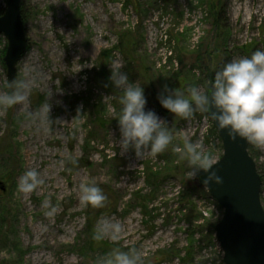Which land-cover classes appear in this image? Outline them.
I'll return each instance as SVG.
<instances>
[{"label":"rangeland","instance_id":"374dc122","mask_svg":"<svg viewBox=\"0 0 264 264\" xmlns=\"http://www.w3.org/2000/svg\"><path fill=\"white\" fill-rule=\"evenodd\" d=\"M6 6L0 0V10ZM21 6L28 47L13 81L28 87L25 101L0 106V264H98L113 248L138 252L142 264H225L215 235L224 209L198 180L187 179L190 166L175 151L187 138L213 164L222 140L208 113L194 107L191 117L180 118L157 95L164 85L186 96L190 86L206 92L202 68L210 58L215 71L264 50V0H22ZM7 47L0 34V95L12 91ZM112 65L129 84L140 86L147 76L146 108L169 123L174 139L155 157L122 153L113 119L122 88L109 80ZM249 149L262 176L264 208V147ZM33 169L41 182L20 192L19 178ZM82 184L108 187L115 203L106 211L85 205ZM88 210L98 212L92 224ZM208 220L215 222L212 235ZM105 221L120 225L118 241L93 239Z\"/></svg>","mask_w":264,"mask_h":264},{"label":"clouds","instance_id":"9594fccd","mask_svg":"<svg viewBox=\"0 0 264 264\" xmlns=\"http://www.w3.org/2000/svg\"><path fill=\"white\" fill-rule=\"evenodd\" d=\"M109 80L114 88H122L119 104L122 106L113 119L118 123L120 147L122 153L133 150L137 158L155 157L164 152L174 137L169 123L154 110L147 109V97L142 86L128 83L126 73L118 65L110 66ZM12 91L0 95V106L12 107L26 100L27 83L13 81ZM160 105L169 113L187 119L193 115L194 107L209 113L219 129L236 140L238 137L258 147H264V50H255L250 56L242 57L224 64L215 72L208 90L201 92L196 86L188 88V95L178 89L164 85L158 93ZM50 111V109H49ZM79 111V109H78ZM182 160L186 159L190 171L187 179H201L204 185L223 184L217 170L213 169L210 154L204 152L198 144L184 139L183 148H176ZM38 172L26 171L18 181V190L31 192L41 182ZM81 200L85 205L103 207L107 197L102 189L95 185H81ZM55 212L53 208L47 215ZM121 227L118 223L102 222L93 231V239L105 238L113 242L120 238ZM98 264H142L141 255L134 250L125 252L113 248Z\"/></svg>","mask_w":264,"mask_h":264},{"label":"water","instance_id":"95a60500","mask_svg":"<svg viewBox=\"0 0 264 264\" xmlns=\"http://www.w3.org/2000/svg\"><path fill=\"white\" fill-rule=\"evenodd\" d=\"M6 3V9L0 15V34L8 39L5 62L8 79L13 81L16 64L26 52L28 40L22 17V0H6ZM212 121L223 144L222 156L212 165L224 182L204 185L201 180L206 173H201V179L197 180L224 208V214L215 226L223 261L225 264H264L262 179L249 152L250 143L239 137L230 139L226 131L217 127L213 118Z\"/></svg>","mask_w":264,"mask_h":264},{"label":"trees","instance_id":"16d2710c","mask_svg":"<svg viewBox=\"0 0 264 264\" xmlns=\"http://www.w3.org/2000/svg\"><path fill=\"white\" fill-rule=\"evenodd\" d=\"M3 12H4V10H0V15L3 14ZM214 21H218L219 22V16H217ZM130 51H132V52L135 51L134 47L133 48H130ZM199 56H200V58L204 57V53H201V54L199 53ZM134 57H136V56H134ZM209 61H210V64L209 63L208 64L207 63L206 64L204 63V69L202 68L203 73H205V78L204 79L207 82L212 81L214 79L215 72L219 70V68L217 70H215V71L212 69V64H213L212 58H210ZM180 62H181V60H180ZM182 64H183V62H182ZM146 78H147V76H145L144 78L141 79V85H140L145 90V96H146V92H147L148 86H149V84L146 81ZM203 113H206V112H203ZM96 116L99 118V115H96ZM99 187L102 189L103 193L107 197V200L105 201L103 207H99L97 209H98V211H106V210L109 209V207L112 204L115 203L116 200L112 196V193L110 192V189L108 187H106V186H99ZM183 187H184V189H183L184 191L183 192H185L187 190V187L184 184H183ZM197 187L200 188V189H202L203 191H205L208 194V192L206 191V189H204L203 187H201L199 185H197ZM183 192H180V194H182ZM185 193H187V191ZM89 206H91V205L89 204ZM90 210H91V208H90ZM90 210H88V215L87 216H88V223H91L92 224L93 219L96 218L95 215L98 212L97 211L94 212V210H92V211H90ZM214 224H215V222L214 223H210L209 220H208L207 226L210 228L209 229V234L210 235H212V233L214 232V229H213Z\"/></svg>","mask_w":264,"mask_h":264}]
</instances>
